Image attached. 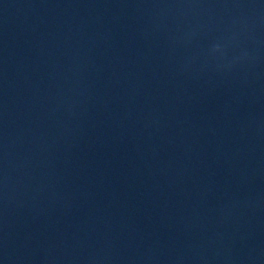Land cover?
Segmentation results:
<instances>
[{"label": "water", "instance_id": "water-1", "mask_svg": "<svg viewBox=\"0 0 264 264\" xmlns=\"http://www.w3.org/2000/svg\"><path fill=\"white\" fill-rule=\"evenodd\" d=\"M0 264H264V0H29Z\"/></svg>", "mask_w": 264, "mask_h": 264}]
</instances>
